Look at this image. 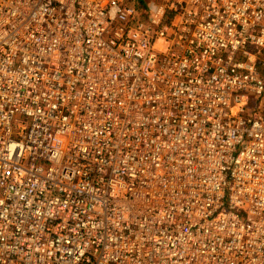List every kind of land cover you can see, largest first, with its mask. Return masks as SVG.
Listing matches in <instances>:
<instances>
[{
  "label": "built area",
  "instance_id": "built-area-1",
  "mask_svg": "<svg viewBox=\"0 0 264 264\" xmlns=\"http://www.w3.org/2000/svg\"><path fill=\"white\" fill-rule=\"evenodd\" d=\"M264 0H0V264H264Z\"/></svg>",
  "mask_w": 264,
  "mask_h": 264
},
{
  "label": "rangeland",
  "instance_id": "rangeland-1",
  "mask_svg": "<svg viewBox=\"0 0 264 264\" xmlns=\"http://www.w3.org/2000/svg\"><path fill=\"white\" fill-rule=\"evenodd\" d=\"M259 71L261 76L264 78V50L260 55ZM254 107L259 108L260 111L264 113V97L262 98V102L257 101L256 104L251 105L252 109Z\"/></svg>",
  "mask_w": 264,
  "mask_h": 264
}]
</instances>
